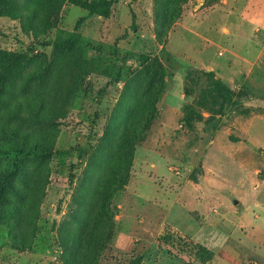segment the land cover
<instances>
[{
    "label": "rangeland",
    "instance_id": "rangeland-1",
    "mask_svg": "<svg viewBox=\"0 0 264 264\" xmlns=\"http://www.w3.org/2000/svg\"><path fill=\"white\" fill-rule=\"evenodd\" d=\"M221 23L255 59L264 0H0V187L13 148L50 152L5 185L0 264H204L203 227L231 238L212 264H264V53L195 105Z\"/></svg>",
    "mask_w": 264,
    "mask_h": 264
},
{
    "label": "crops",
    "instance_id": "crops-1",
    "mask_svg": "<svg viewBox=\"0 0 264 264\" xmlns=\"http://www.w3.org/2000/svg\"><path fill=\"white\" fill-rule=\"evenodd\" d=\"M226 25L227 24H224V23L217 24L215 26L216 28L213 31L216 32L217 35L219 34V36L221 37L220 41H222L225 44V46L226 45L230 46V48L225 47L223 51L225 52V54L230 53L232 57H230L228 61L224 63L223 65H220L217 67H213V66H207L205 68L200 67V69L206 70V71H214L217 78L220 79L223 83H225L228 87H230L234 91V89L238 88L239 86V85H236L234 78L237 76L241 78V76H239L241 75L240 72L237 73L236 71L237 69L236 67H239L240 65H242L241 61L249 63V67L251 66L249 71H251L253 67L255 66L257 67L258 63L261 61L263 57L264 44L259 43L258 40L261 39L260 37L264 36V26L258 25L254 30L256 37H249L250 47L252 46L253 48H255V50L257 51V54L255 55V59L254 57H251V59H246L237 53V50L234 46L236 41L242 40L241 34L238 32L237 29H236V32L234 31V26L228 27ZM240 25L241 23L239 24V26ZM221 26L223 27L220 28ZM214 32L210 34L214 42L212 40H209V39L208 40L213 43H216L215 42L216 38L214 37L215 35L213 34ZM229 43H232V45H230ZM259 44L261 46H258ZM238 79H237V83H238ZM203 228L197 229V231L193 234L191 238L190 237H186V238H188L192 242L202 245L209 251L213 252L215 254V257H216V254H219V253H224V254L229 253V252H224V251L231 241L230 237H227L226 235L220 232L214 234L215 236H209L207 234H203ZM215 250L219 251V253H216ZM212 263L213 262L209 264H212ZM169 264H185V263H182L180 260H174V261H170Z\"/></svg>",
    "mask_w": 264,
    "mask_h": 264
},
{
    "label": "trees",
    "instance_id": "trees-1",
    "mask_svg": "<svg viewBox=\"0 0 264 264\" xmlns=\"http://www.w3.org/2000/svg\"><path fill=\"white\" fill-rule=\"evenodd\" d=\"M206 76L211 80L210 87L207 88L205 91L202 92V95L200 98L195 100V105L199 108H202L204 110H207L209 112L215 113V114H222L224 112V108L226 106V103L230 100V97H232L234 94V91L229 88L225 83H223L221 80H215L214 79V73H206ZM158 92V91H157ZM156 97L152 99V103L148 105L145 111L139 112L138 117L142 119L143 123H145V118L151 115L152 110H154L156 105ZM98 108H102L101 99L100 97L97 99ZM151 110V112L148 114V111ZM193 112L196 114V112L193 110ZM187 122L191 125L193 120L197 119V116L191 115L188 116ZM11 154H15L17 159L14 163V170L13 172L6 177L4 180V183L0 187V200L3 196L5 185L9 182V179L16 174V172L19 170V166L26 160V159H32V158H48L50 155V152L45 149L41 148L39 150L38 148L32 149L29 148H13L11 151ZM260 172H264V169L262 167L258 168ZM200 253H201V259L204 264H209L213 262L215 259V254L205 247H200ZM203 255V256H202Z\"/></svg>",
    "mask_w": 264,
    "mask_h": 264
}]
</instances>
